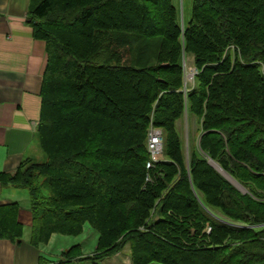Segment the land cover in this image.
Instances as JSON below:
<instances>
[{
    "label": "trees",
    "instance_id": "1",
    "mask_svg": "<svg viewBox=\"0 0 264 264\" xmlns=\"http://www.w3.org/2000/svg\"><path fill=\"white\" fill-rule=\"evenodd\" d=\"M30 22L48 55L46 160L0 182L29 189L32 244L88 222L98 256L129 244L133 264H264V0H193L184 24L172 0H35ZM185 110L202 129L189 162ZM151 125L164 155L149 169ZM20 208L0 205L1 236H23Z\"/></svg>",
    "mask_w": 264,
    "mask_h": 264
},
{
    "label": "crops",
    "instance_id": "2",
    "mask_svg": "<svg viewBox=\"0 0 264 264\" xmlns=\"http://www.w3.org/2000/svg\"><path fill=\"white\" fill-rule=\"evenodd\" d=\"M34 4L0 0V171L7 175L15 174L26 159H45L37 129L48 55L46 41L36 37L30 22ZM21 188L0 182V205L19 202V220L25 225L19 239L0 235V264H71L51 260L41 244H32L31 198Z\"/></svg>",
    "mask_w": 264,
    "mask_h": 264
},
{
    "label": "rangeland",
    "instance_id": "3",
    "mask_svg": "<svg viewBox=\"0 0 264 264\" xmlns=\"http://www.w3.org/2000/svg\"><path fill=\"white\" fill-rule=\"evenodd\" d=\"M174 5L177 7L181 23H187L192 16V7L193 0H172ZM117 15H122L121 13ZM127 20L126 17H123ZM184 68H185V81L187 78H192L196 74H193L197 67L194 64L193 55L188 54L184 59ZM194 72L192 73V71ZM194 83V78L187 81V88L191 87ZM154 125H151V127ZM150 127V128H151ZM149 128V129H150ZM177 128L181 134L186 160L189 162L191 151L195 147H199L200 135H201V125L198 118L190 114L185 110L184 115L177 121ZM148 137V136H147ZM43 151V149L41 148ZM44 153V152H43ZM45 154V153H44ZM46 160V155H45ZM214 168L221 173L230 183L236 186L243 193L248 192V188L240 182L235 177L230 176L225 172L220 165L213 159H210ZM249 184V183H248ZM246 184V185H248ZM250 185V184H249ZM25 193H27L28 198L30 199V193L28 188H21ZM31 205V200H29ZM214 213H217L219 218H223V214L218 209L214 210ZM30 234L32 236V229H30ZM54 237L48 243H41L40 247L48 253L45 255L51 260L62 261L63 263L70 262L71 264H133L131 259V249L130 245H126L120 252H117L113 255H97V242L99 237V232L94 229L90 223H85L81 233L76 235H67L54 233ZM53 235V234H52ZM38 245V246H39ZM149 264H164L161 262H151Z\"/></svg>",
    "mask_w": 264,
    "mask_h": 264
},
{
    "label": "built area",
    "instance_id": "4",
    "mask_svg": "<svg viewBox=\"0 0 264 264\" xmlns=\"http://www.w3.org/2000/svg\"><path fill=\"white\" fill-rule=\"evenodd\" d=\"M194 70L192 71V73ZM198 72V69L193 74H196ZM187 78V81L193 79ZM187 81H185V88L187 87ZM147 147L148 152L150 155V158L147 161V168H152L154 162L161 160L164 155V136H163V130L159 127L152 126L148 131V137H147Z\"/></svg>",
    "mask_w": 264,
    "mask_h": 264
}]
</instances>
